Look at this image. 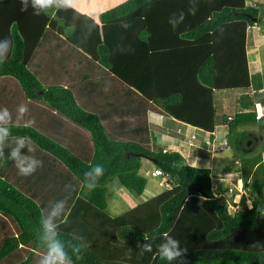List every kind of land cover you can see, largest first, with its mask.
<instances>
[{"label": "trees", "instance_id": "obj_1", "mask_svg": "<svg viewBox=\"0 0 264 264\" xmlns=\"http://www.w3.org/2000/svg\"><path fill=\"white\" fill-rule=\"evenodd\" d=\"M262 3L124 0L94 17L79 9L36 16L22 12L20 0H0V39L13 41L0 65V108L13 115L12 135L31 137L43 161L30 176L0 161V264H35L41 216L60 199L67 201L60 238L77 231L89 244L76 264H168L157 250L165 234L187 249L185 264H264V152L242 153L235 130L264 113L257 118L250 92L232 115L219 114L214 98L215 90L257 88L247 37L256 24L264 33ZM21 104L28 113L18 121ZM150 112L207 131L225 123L227 136L237 133L245 193L235 211L215 196L209 167H190L181 152L153 142ZM29 119L35 123L26 127ZM252 136L258 141L251 132L242 140ZM143 158L169 186L112 215L108 184L116 179L141 194ZM96 164L104 175L90 191L84 172ZM144 243L153 251L141 255Z\"/></svg>", "mask_w": 264, "mask_h": 264}, {"label": "clouds", "instance_id": "obj_2", "mask_svg": "<svg viewBox=\"0 0 264 264\" xmlns=\"http://www.w3.org/2000/svg\"><path fill=\"white\" fill-rule=\"evenodd\" d=\"M80 0H20L21 3V11H27L29 8L32 10V14L36 16L47 14L50 11H67L77 10V5ZM190 11L192 14H195V6H193ZM174 18V17H173ZM170 20V22L173 20ZM183 19V14L179 17L178 20ZM94 23V22H93ZM177 23H174L175 26ZM259 26V25H254ZM122 28H129L130 24L127 22L122 23ZM91 33H89L90 35ZM13 48V41L9 37H5L0 39V65H3L8 60L9 54ZM260 92L263 90L260 89ZM264 93V92H263ZM263 101L257 99L255 101V109L256 102ZM257 111V109H256ZM260 114L257 118H260L264 113V106H261L259 109ZM28 113V108L26 105L21 104L17 107L16 110V120H24V117ZM13 121V115L9 111L8 108H0V161L2 160H10L14 163L18 174L21 176H30L33 175L38 168L43 166V161L36 158L34 155L35 148L33 146L31 137L28 136H13L10 125ZM35 123L34 120L29 119L26 121L25 126H32ZM227 127V126H226ZM208 139V138H206ZM210 140V139H209ZM211 141V140H210ZM212 144L214 143L211 141ZM227 143V142H225ZM215 144H213L214 146ZM215 146H223V144L215 145ZM10 149L8 155H5V149ZM22 149H26L25 152H22ZM212 150V146H211ZM220 150V149H219ZM217 151V150H213ZM233 164L236 166L235 171V183H228L223 191L218 190V186L222 183V179L215 183H213V175L212 185L214 189L215 196L217 197H225L227 204L233 207V210H236L238 206L241 195L245 193V189L243 187V181L239 177L240 174V161L235 160ZM190 167H200L199 158L197 157L192 163ZM206 167L210 168V165H206ZM155 172V171H154ZM212 174V173H211ZM104 175V167L101 164L92 165L89 167L87 171L84 172V182L83 185L88 190H94L97 187L99 179ZM160 175V174H156ZM163 178V177H161ZM162 180H166L163 178ZM161 181V179L159 180ZM163 186V185H162ZM229 186H232V191H229ZM165 188V186H163ZM229 193L228 195H224V193ZM220 195H217V194ZM239 194V196H238ZM238 196V198H236ZM247 203L249 207L252 206V202L250 198ZM228 205V206H229ZM227 206V207H228ZM67 210V201L65 199H60L55 201L52 206L49 208L47 215H42L40 219V226L37 232V245H38V253L35 264H76L77 261L83 259V251L89 247L88 242L85 237L78 233L77 231L69 233L70 239L62 240L61 233L59 231L58 220H62L65 216ZM229 210V208H228ZM230 211V210H229ZM231 212V211H230ZM145 241H149L150 239L147 236H144ZM75 241V243H73ZM139 252L141 255L144 253H150L153 251L151 243H144L143 245L138 244ZM158 253L162 260L167 261L168 264H172L173 261L180 260L181 264H185L182 260L184 253H186V248H181L179 240L171 237L170 235L165 234L164 241L158 246Z\"/></svg>", "mask_w": 264, "mask_h": 264}, {"label": "crops", "instance_id": "obj_3", "mask_svg": "<svg viewBox=\"0 0 264 264\" xmlns=\"http://www.w3.org/2000/svg\"><path fill=\"white\" fill-rule=\"evenodd\" d=\"M80 2L82 1L80 0ZM81 5L82 6L78 4L77 9H79L82 12H86L94 17H97L99 13L101 12L100 11L97 13H92L91 9H89L90 6L86 8L84 3H82ZM247 48H248L247 52H248V63H249L250 71L255 76L257 75L256 81L254 82L258 83V86L257 88H255L254 86V87H250L247 89H236V91H234L233 94H229V95H235L234 103H236L237 107H234L236 109L233 110V113L236 110H238V99H239V95L242 92L252 93L255 101H257V99H260L263 101L264 99V93L260 92V89L264 87V33L262 29L260 28V26L252 27L251 34L250 35L248 34V37H247ZM214 98H215V91H214ZM230 102L231 101L229 99L227 100V96L225 98V95H224V98L219 99V103L216 102V98H215V103L217 106L218 113L220 112L219 114L224 113V114L232 115L233 113L230 114L226 111V107H227L226 104H230ZM169 117H171L172 118L171 120L175 124H177L178 128L176 132L165 134L166 142L162 144L164 149L178 150L179 152L183 154L186 161L190 164L192 163V161H194L198 157L200 166L210 165L211 173L216 170L217 173H219L220 177L228 178V180H224L225 178H222L221 181L224 183V186H226L230 180L232 181L235 180L236 166L233 164V162L236 159L239 160L240 155L239 154L236 155L235 151L231 153H224V151H226L227 147L230 144H232V143L229 144L228 139L231 140L230 142H232L233 137L234 136L235 138L237 137L236 132H231L230 136H227V135L224 136V134L227 133V127L225 123L217 124L213 131H207L198 126H194L190 123L183 122L173 116H170V115L164 116L162 114L150 112L149 122H150V127H151V133L153 132V128H152L153 124L162 126L163 124H165V120ZM245 126L252 128V130L251 129H247V130L253 131L255 135L256 134L258 135L259 139L260 137H264V123H261V121H256L254 123H245ZM181 127H185L188 130V132L187 133L185 132L184 134H182ZM225 127H226V130H224ZM197 129L201 133L203 132V135L201 137H199V134L197 135L195 133ZM218 131H220V133ZM192 134L195 135V138L191 137ZM206 138L213 141L215 145L224 144L225 142H227L226 144L227 147L222 146L220 150L213 151L211 150V146H208L204 142V139ZM152 140L154 139L152 138ZM205 150L208 151L207 156H205V153H206ZM259 151L260 150H256L255 152H259ZM263 165H264V157H263ZM155 194H157V192ZM136 203L137 202H135L134 204Z\"/></svg>", "mask_w": 264, "mask_h": 264}, {"label": "rangeland", "instance_id": "obj_4", "mask_svg": "<svg viewBox=\"0 0 264 264\" xmlns=\"http://www.w3.org/2000/svg\"><path fill=\"white\" fill-rule=\"evenodd\" d=\"M81 1L82 2L78 3L80 6H82L81 4L84 3L86 8L88 6H90L89 9H91L92 13H97V12H100L104 9L110 8L111 6H114V5L120 3L124 0H81ZM259 6H261V8L264 9L263 3ZM263 14H264V10H263ZM250 33H251V31H250ZM250 33H249V35H250ZM234 91H236V89L215 90L216 102L219 103V99L224 98V95H225V98L227 96V100L229 99L231 101L230 104H226L227 105L226 111L230 114H232L233 110L236 109L234 107H237L236 103H234L235 95H229V94H233ZM171 119H172L171 117L167 118L165 120V124H163L162 126H158L155 124L152 125V128H153L152 138L154 139L153 142H155L156 144H163L164 142H166L165 134L177 131V128H178L177 124H175ZM261 123H264V120H261ZM181 128H182V131H181L182 134H184L185 132L186 133L188 132V130L185 127H181ZM247 129L252 130V128L245 126V124L244 125L242 124L235 129L237 131V133L239 134V139H240L239 140V148L241 149V152L247 153V151H251L254 146H255L254 147L255 150H260V151L264 152V137H260V139H258V141H256V137H254V139H253V136H252V138H250V140L253 139V143H251V141L249 139L242 140V137H244L245 133H250V132L252 134L254 133L253 131H250ZM224 130H226V127ZM199 132L200 131L197 129V131L195 133L197 135L199 134V137H201L203 135V132L202 133L201 132L199 133ZM218 132L220 133V131H218ZM224 136H226V134H224ZM256 136H258V135L256 134ZM234 139H235V136L233 137L232 142H230L231 140L228 139L229 144L230 143H232V144H230L228 147L225 146V147H227V149H226V151H224V153H231V152L235 151L236 155H238L237 149H236L237 146L235 145ZM205 152H206L205 156H207L208 151L205 150ZM142 161L143 162L141 164L140 171H141V173H143L147 177V184H146L145 190L141 194H139V195L135 194L131 191H128L126 188H124L122 186H121L122 188L118 187L119 184H118V181L116 179L108 184L109 192L107 193V208H108V211L112 215L119 214L122 211H124L125 209H127L129 206H132L135 202H138L139 200L147 199V198L151 197L152 195H154L156 192L158 193L164 189V187L161 184H159V180L160 179L162 180L163 178H161L160 175H156L154 173V171L156 172L157 169H156L153 161L148 159V158H143ZM241 164L242 163L240 162V165ZM212 175H213L214 185H217L215 183H218L222 178H225L224 180H228L227 177H220L219 173H217L216 170L212 172ZM228 183L234 184L235 181L230 180ZM228 194L229 193H227V192L224 193V195H228ZM236 198H238V196ZM248 202H249V200H247V203ZM228 205L229 204H227V206ZM228 208L231 212L234 211L232 206L229 205Z\"/></svg>", "mask_w": 264, "mask_h": 264}, {"label": "built area", "instance_id": "obj_5", "mask_svg": "<svg viewBox=\"0 0 264 264\" xmlns=\"http://www.w3.org/2000/svg\"><path fill=\"white\" fill-rule=\"evenodd\" d=\"M261 90H263V92H264V87ZM261 106L262 107L264 106V104L261 101L256 102L257 116H259L260 114H262L261 112H259V109H261ZM191 137L192 138H195V135L192 134ZM206 142L207 143H210L212 145V150H219V149H221V146H215V145L213 146L214 143L212 144V142L209 139H206ZM154 173L155 174H160L159 171H156ZM159 184H161V185H163L165 187H168L169 186V182L166 181V180L159 181ZM228 190L229 191H232L233 190L232 189V186H229ZM217 195H220V194L218 193Z\"/></svg>", "mask_w": 264, "mask_h": 264}]
</instances>
